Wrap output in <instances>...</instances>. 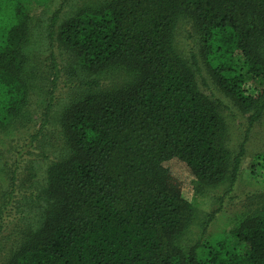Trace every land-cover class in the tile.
Returning <instances> with one entry per match:
<instances>
[{"label": "trees", "instance_id": "16d2710c", "mask_svg": "<svg viewBox=\"0 0 264 264\" xmlns=\"http://www.w3.org/2000/svg\"><path fill=\"white\" fill-rule=\"evenodd\" d=\"M28 3L0 0V132L23 127L35 97L57 141L30 136L41 147L3 264H264V189L245 195L228 238L204 239L244 145L229 149L225 107L198 84L208 75L249 128L264 118V0H64L37 18ZM184 26L200 60L176 47ZM173 161L214 209L181 196Z\"/></svg>", "mask_w": 264, "mask_h": 264}, {"label": "rangeland", "instance_id": "374dc122", "mask_svg": "<svg viewBox=\"0 0 264 264\" xmlns=\"http://www.w3.org/2000/svg\"><path fill=\"white\" fill-rule=\"evenodd\" d=\"M64 0H29L26 5V13L33 18H37L43 8H47L50 12L55 11ZM86 0H77V4H82ZM57 52L62 49L60 44H55ZM176 47L178 51L184 56L189 57L190 54H195L199 57V49L196 40L188 37L186 27H181L176 33ZM203 68V67H202ZM204 71V69L202 70ZM198 84L200 89L206 95L219 100L225 107V119L229 127L228 147L232 152H237L240 145H244V154L241 159L240 170L237 175L236 183L233 187L232 193L221 203V210L215 215L213 221L208 224L205 240H213L225 236L228 238V230L235 221L237 214L241 211V205L244 202L245 195L255 191L264 189V179L260 176V168L258 158L264 155V118L254 123L252 127L248 126V116L243 115L233 105L230 99L224 95L212 82L208 75L203 73V77L199 76ZM61 81H59V88L61 90ZM59 94V93H58ZM36 98L30 99V120L25 125L17 130L8 132H0V159L3 163V169L0 173V203L2 209L0 212V264H3L10 255L12 249L15 247L16 238V220L14 218L15 212H9L11 206L15 204L21 196L20 193L26 194L28 192L27 184L24 183L26 176L25 169L28 166V161L34 160L37 156L40 144L37 142H30V136L36 133L46 135V140L57 141L56 132L57 125L54 122V114L51 121L48 123L43 118V111L35 104ZM32 118V119H31ZM41 161H45L41 160ZM46 162H44L45 165ZM44 165L38 174L42 179ZM171 176L174 178L181 196L188 200L192 205L198 207L200 210V200L194 194L192 177L186 167L178 161H173L168 165ZM15 173L16 179L14 181V188L12 189V197L7 196L10 190V178ZM8 188V189H7ZM7 189V190H6ZM6 190V191H5ZM5 191V192H4ZM218 194L222 191L216 190ZM4 194V195H2ZM10 203V205H8ZM8 205V206H7ZM7 206V208H5ZM215 206L208 205L207 209L201 208L205 211L214 209ZM202 217L200 219V222ZM200 222H197L198 224ZM199 232H192L187 237L198 239Z\"/></svg>", "mask_w": 264, "mask_h": 264}]
</instances>
